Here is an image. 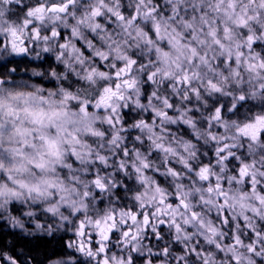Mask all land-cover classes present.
Segmentation results:
<instances>
[{"label":"clouds","instance_id":"1","mask_svg":"<svg viewBox=\"0 0 264 264\" xmlns=\"http://www.w3.org/2000/svg\"><path fill=\"white\" fill-rule=\"evenodd\" d=\"M0 264H264V0H0Z\"/></svg>","mask_w":264,"mask_h":264}]
</instances>
